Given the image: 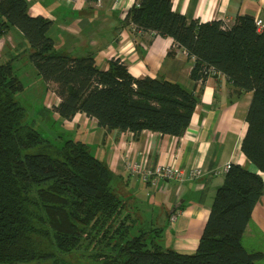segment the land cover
I'll return each mask as SVG.
<instances>
[{
  "label": "trees",
  "instance_id": "obj_1",
  "mask_svg": "<svg viewBox=\"0 0 264 264\" xmlns=\"http://www.w3.org/2000/svg\"><path fill=\"white\" fill-rule=\"evenodd\" d=\"M51 25L30 16L26 0H0V38L11 29L22 35L28 62L53 85L61 119L83 113L109 131L179 137L197 103L194 85L220 73L238 94L251 93L240 150L264 174V28L252 16L230 25L188 20L171 0H136L126 11L122 25L135 35L170 37L194 59L191 89L137 79L119 60L101 70L89 55L58 52ZM23 90L12 63H0V264H259L261 253L241 244L263 192L258 173L229 165L196 250L178 253L163 247L161 229L138 219L117 189L120 178L87 144L63 133L43 136L15 98Z\"/></svg>",
  "mask_w": 264,
  "mask_h": 264
},
{
  "label": "crops",
  "instance_id": "obj_2",
  "mask_svg": "<svg viewBox=\"0 0 264 264\" xmlns=\"http://www.w3.org/2000/svg\"><path fill=\"white\" fill-rule=\"evenodd\" d=\"M26 1L30 16L52 22L47 35L56 51L75 57L89 55L101 70L107 69L110 61L119 60L137 79L151 77L179 83L187 89L193 87L189 72L194 59L182 54L170 37L135 35L122 25L126 11L136 0H120L119 6L115 0H102L99 6L93 0ZM171 3L188 20H216L230 25L237 16L250 15L255 21L260 20L264 28V0H171ZM21 46L29 50L16 29L0 38V61H10L17 75L21 70V66H16ZM25 58V65L36 71ZM38 79L39 75L36 80L41 81L42 91L38 89L36 94L44 93L46 124L53 121L63 134L87 144L120 178L117 189L134 204L142 223L162 230L165 248L181 254L194 253L215 192L224 181V174L218 173L221 167L236 164L258 173L263 192L251 211L241 244L249 252L261 253L259 264H264V174L240 150L251 93L238 94L223 74L209 75L193 87L197 103L181 136L149 130L134 136L99 127L95 119L83 113L70 120L61 119L53 110L59 103L53 85ZM132 164L142 170L156 166L184 171L198 168L200 175L182 182L161 179L152 185L129 171ZM173 214L176 217L171 220Z\"/></svg>",
  "mask_w": 264,
  "mask_h": 264
},
{
  "label": "rangeland",
  "instance_id": "obj_3",
  "mask_svg": "<svg viewBox=\"0 0 264 264\" xmlns=\"http://www.w3.org/2000/svg\"><path fill=\"white\" fill-rule=\"evenodd\" d=\"M18 44H20V42H18ZM21 47L22 48L18 49L20 55V61L16 66H21V70L18 73V76L22 81L24 90L16 94L15 98L18 101V103L25 109L28 116H30L31 119L37 121L36 123L42 129L43 136L48 137L49 139H53L57 135L62 134L63 132H61L59 130L58 125L53 122L46 124L43 118L44 112H43L42 104L44 99V93H42L41 95L36 94L38 92V89L42 91L41 83H39L41 81L36 80V78L38 77L36 71H32L29 66L25 65L26 50H23L24 46ZM38 80H42V78ZM63 135H65L63 136L65 139H67L68 137L71 138V136L69 135L66 134ZM32 264H50V262H44V263L38 262Z\"/></svg>",
  "mask_w": 264,
  "mask_h": 264
},
{
  "label": "built area",
  "instance_id": "obj_4",
  "mask_svg": "<svg viewBox=\"0 0 264 264\" xmlns=\"http://www.w3.org/2000/svg\"><path fill=\"white\" fill-rule=\"evenodd\" d=\"M93 1L97 6H99L102 0H93ZM115 4L119 6L120 0H115ZM255 25L258 30H261L263 28V25L260 20H256ZM180 51L182 52V54L187 55V53L184 50L180 49ZM228 168L229 165H225L218 170V173L225 174L228 171ZM129 171L132 174L138 175L143 181L150 182L152 185H155L157 181L161 179H173L178 182H182L186 179L198 178L200 175V170L198 168H190L189 170L184 171V170H177L169 166H156L152 170L150 169L142 170L136 164L130 165ZM176 214H173L171 216V220H173L176 217Z\"/></svg>",
  "mask_w": 264,
  "mask_h": 264
}]
</instances>
